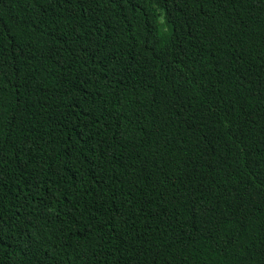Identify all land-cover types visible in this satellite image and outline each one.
<instances>
[{"label":"trees","instance_id":"trees-1","mask_svg":"<svg viewBox=\"0 0 264 264\" xmlns=\"http://www.w3.org/2000/svg\"><path fill=\"white\" fill-rule=\"evenodd\" d=\"M0 264H264V0H0Z\"/></svg>","mask_w":264,"mask_h":264}]
</instances>
